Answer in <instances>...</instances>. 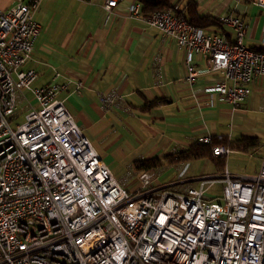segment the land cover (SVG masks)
Returning <instances> with one entry per match:
<instances>
[{"label":"built area","instance_id":"built-area-1","mask_svg":"<svg viewBox=\"0 0 264 264\" xmlns=\"http://www.w3.org/2000/svg\"><path fill=\"white\" fill-rule=\"evenodd\" d=\"M41 1L14 0L0 11V264H264V147L254 176L225 167L181 193L150 186L152 174L143 171L140 190L129 192L98 153L80 155V147L93 146L63 95L82 83H57L56 74L50 84L36 85L35 69L24 68L41 35L35 19ZM120 1L105 0L102 7L110 13ZM254 2L264 10V0ZM128 16L141 18L139 3L129 5ZM216 21L234 30L235 42L189 23L175 8L144 18L185 50L190 82L193 56H205L207 70L221 76L207 91L238 108L252 78L264 76V48L244 46L246 26L239 19ZM118 99L116 92L100 95L104 107ZM26 102L25 121L15 124ZM221 139L208 134L197 143ZM231 152L218 144L211 155Z\"/></svg>","mask_w":264,"mask_h":264},{"label":"crops","instance_id":"crops-1","mask_svg":"<svg viewBox=\"0 0 264 264\" xmlns=\"http://www.w3.org/2000/svg\"><path fill=\"white\" fill-rule=\"evenodd\" d=\"M104 1L42 0L35 15L41 35L24 68L35 69L36 85L50 84L56 74L57 83H82L78 92L63 95L65 106L120 184L138 192L137 162L148 159L159 161L149 171L150 186L181 193L225 167L239 177L256 175L264 147V76L252 78L248 96L233 108L207 91L221 76L207 70L205 56H193L196 74L190 82L185 50L144 22L145 5L154 0H121L110 13ZM13 2L0 0V11ZM133 2L143 9L140 19L128 16ZM190 3L209 22L205 31L235 42L234 30L216 21L231 15L246 26L244 46L264 48V10L254 0H172L169 8L186 15ZM111 92L120 99L104 107L100 95ZM208 134L221 136L232 152L225 158L173 160Z\"/></svg>","mask_w":264,"mask_h":264},{"label":"trees","instance_id":"trees-1","mask_svg":"<svg viewBox=\"0 0 264 264\" xmlns=\"http://www.w3.org/2000/svg\"><path fill=\"white\" fill-rule=\"evenodd\" d=\"M137 1L140 2L141 0H137ZM171 3L172 0H154L152 3L145 5V7L149 8V10L146 9V11H148V15H150L154 11L168 9L171 6ZM141 10H143L142 7ZM195 13H196L195 4L190 3L186 15L183 14L182 15L186 18V20L189 23L199 26L201 28L206 27L209 24V22L204 19H199L198 16L195 15ZM223 143L225 142L222 140H213L210 144L196 143L195 146L191 147L189 150L178 153L176 159L173 160L175 162H185L194 159L209 158L212 153V147ZM158 162L159 161L156 159L140 160L137 162V169L140 172L143 171L149 172L151 169L159 165ZM218 166L220 169L223 168L221 161L218 162Z\"/></svg>","mask_w":264,"mask_h":264},{"label":"rangeland","instance_id":"rangeland-1","mask_svg":"<svg viewBox=\"0 0 264 264\" xmlns=\"http://www.w3.org/2000/svg\"><path fill=\"white\" fill-rule=\"evenodd\" d=\"M30 103L32 104L33 107L37 108V103H36V100L32 97V95L28 92H25ZM27 102L26 103H21V106L19 107V109L17 110L16 112V119L14 120V123L17 124V123H23L25 121V116H26V113L28 112V108L26 106ZM255 153V157L258 155L257 152H254ZM257 158V157H256ZM255 158V159H256ZM247 163L248 164H256L255 161H253L252 158H247L246 159ZM220 191V187L219 188H213L208 194L207 196L208 197H214L215 195H217V193H219Z\"/></svg>","mask_w":264,"mask_h":264},{"label":"bare ground","instance_id":"bare-ground-1","mask_svg":"<svg viewBox=\"0 0 264 264\" xmlns=\"http://www.w3.org/2000/svg\"><path fill=\"white\" fill-rule=\"evenodd\" d=\"M80 155L82 158H95L97 152L94 147H80Z\"/></svg>","mask_w":264,"mask_h":264}]
</instances>
